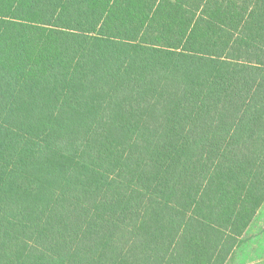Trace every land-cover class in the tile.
<instances>
[{
    "label": "trees",
    "instance_id": "obj_1",
    "mask_svg": "<svg viewBox=\"0 0 264 264\" xmlns=\"http://www.w3.org/2000/svg\"><path fill=\"white\" fill-rule=\"evenodd\" d=\"M264 202V0H0V264H227Z\"/></svg>",
    "mask_w": 264,
    "mask_h": 264
},
{
    "label": "rangeland",
    "instance_id": "obj_2",
    "mask_svg": "<svg viewBox=\"0 0 264 264\" xmlns=\"http://www.w3.org/2000/svg\"><path fill=\"white\" fill-rule=\"evenodd\" d=\"M227 264H264V202Z\"/></svg>",
    "mask_w": 264,
    "mask_h": 264
},
{
    "label": "crops",
    "instance_id": "obj_3",
    "mask_svg": "<svg viewBox=\"0 0 264 264\" xmlns=\"http://www.w3.org/2000/svg\"><path fill=\"white\" fill-rule=\"evenodd\" d=\"M248 228V227H247ZM246 228V229H247ZM246 231V230H245ZM245 233V232H244ZM235 250V249H234ZM234 252V251H233ZM233 252H232V254H231V256L229 257V259H228V261L231 259V257H232V255H233Z\"/></svg>",
    "mask_w": 264,
    "mask_h": 264
}]
</instances>
